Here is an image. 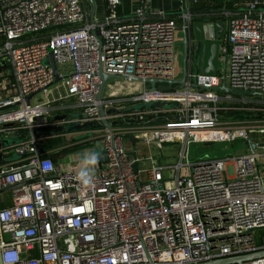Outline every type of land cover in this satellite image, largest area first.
<instances>
[{
    "label": "built area",
    "instance_id": "1",
    "mask_svg": "<svg viewBox=\"0 0 264 264\" xmlns=\"http://www.w3.org/2000/svg\"><path fill=\"white\" fill-rule=\"evenodd\" d=\"M105 2L106 16L94 20L83 0H0V204L1 190L18 185L0 207V264H200L264 250V0L222 6L229 46L217 47L219 67L208 74L185 67L184 84L170 89L147 80L181 79L177 22L146 19L150 0H135L129 20L119 15L121 0ZM181 18L187 30L189 6ZM43 31L46 37L34 40ZM49 51L64 95L32 102L34 95L27 104V96L46 97L56 86ZM99 68L135 89L120 94L108 80L98 99ZM222 82L261 95L227 106L233 96L213 90ZM61 100L71 101L75 115L53 120L52 103ZM152 102L165 105L146 108ZM230 110L254 115L221 118ZM39 116L47 125L94 127L38 139ZM125 134L145 156L130 155ZM55 138L61 148L93 142L96 150V140L104 146L107 162L97 164L91 185L79 182L71 159L54 161L42 150ZM224 141H241L248 151L188 160L191 142ZM164 144L177 148V163L160 160Z\"/></svg>",
    "mask_w": 264,
    "mask_h": 264
},
{
    "label": "water",
    "instance_id": "2",
    "mask_svg": "<svg viewBox=\"0 0 264 264\" xmlns=\"http://www.w3.org/2000/svg\"><path fill=\"white\" fill-rule=\"evenodd\" d=\"M207 1H211V0H207ZM209 8H206L205 11H213L214 12L213 16H211V17H206V16L205 17H197V18H194L192 20L193 23L197 22L196 30H197V32L199 34V37L200 38L204 37L206 40L209 39L210 41L213 42L211 44V46L209 47V57H208L207 62H206V67H204V62H203L204 49H205V46H203L202 63H201L200 67H196L195 68V71H194L195 73L202 72V73L208 74V73H214L215 72V66L213 64V60H214L215 55H216L217 47H218V45L220 43H224L225 46H226V50L228 51V46L229 45L227 43V35H226L225 25H224V23H218V21H217L220 18H223L221 16V8L222 7L213 6L212 8H210V9ZM92 17H93V13H91V19H93ZM215 27H217L219 29L217 32H214V28ZM214 40H216V41H214ZM188 44H189L188 38L184 37V39H183L184 62H183V73H182L181 79H179V80L149 79L147 81L149 82L151 88H154L155 84L157 82H160V83L167 82L168 83L167 86H164V85L158 86V88H160V89H164V88L165 89H170V88H172L173 84H177L178 87H180L182 84H184V81H185L184 80L185 79L184 71H185V67H186V60H187V57H188V51L189 52L191 51L190 48H188ZM198 44H199V41H196L195 44H194V49L196 51L198 49ZM47 63L49 64V66H50V68L52 70V73L54 75V82H57L59 80L58 71H57V66H56V64L54 62V59H53L51 51H49L48 58H47ZM97 76L100 79V83H99V86H98V92L96 94V97L99 99L100 96H101V92H102V90L104 88V84L106 83V81H108L109 79H112V78H117V76L105 74L101 70V68H99V70L97 72ZM193 86L197 87V84H193ZM213 90H215L218 93L231 95V96H240V97L260 96L261 95L258 92H249V91H243V90L229 88V87L226 86L225 82H222V84L220 86H218V87H214ZM38 93H39V91L27 96L26 99H25V102L27 104H29L30 99L34 95H36ZM262 95H264V93ZM160 105H165V103L164 102H152V103L146 104L145 106H146V108H149L150 106L157 107V106H160ZM171 106L176 107L177 103H173ZM110 111L113 112V110H110ZM100 113H101V115H104V110L102 108L100 109ZM64 117L65 116L56 115V116H53L52 119L53 120H58V119H61V118H64ZM163 121H164L163 119H156L155 120V122H157V123H161ZM101 123L106 128H110L111 127V124L108 123L106 120H102ZM113 124H115V122H113ZM33 125H34L33 126V135H34V137H36L38 139H44L46 137H50L52 134L57 133L59 131H65V132H70L72 130L80 131V130L84 129L85 127H94L93 123H85V124L75 125V126L68 127V128H65V127H62V126L49 125V124L47 125L45 123V121H44L42 116L34 117L33 118ZM123 137L130 141L132 149L130 150L129 153H130V155L132 157H135L136 156L135 146H136L137 140L131 134H125V135H123ZM6 143L7 142L5 141V144ZM95 144H96V151H98L101 154V159H100V161L98 163V165L101 166L102 164H105L107 162V157L105 155V149H104V146L99 143V140H96ZM204 144H211V143H204ZM0 145H1V142H0ZM81 145H83V144H79L77 146H81ZM249 147L251 149H255L256 145L250 144ZM42 150L46 151V148L42 147ZM14 158H17V157H14ZM133 170L135 172L137 171V164L133 165ZM11 172H12V170L7 168L5 174L11 173ZM17 186L18 185L9 186L7 188L2 189L1 192L9 191V190H11V189H13V188H15ZM258 258H264V250H260V251L249 253V254H245V255H242V256H238V257H229V258H224V259H220V260L204 262V263H200V264H231V263L243 264L244 262H247V261H250V260H254V259H258Z\"/></svg>",
    "mask_w": 264,
    "mask_h": 264
},
{
    "label": "crops",
    "instance_id": "3",
    "mask_svg": "<svg viewBox=\"0 0 264 264\" xmlns=\"http://www.w3.org/2000/svg\"><path fill=\"white\" fill-rule=\"evenodd\" d=\"M88 18L91 19V13H93V19L94 20H102L106 14V2L105 0H83ZM135 6V0H121V4L119 6V15L123 20H129L133 15V8ZM189 6V11L191 13V18L189 20V24L187 27V30H184L181 25L183 23L181 14L186 9V7ZM212 8L213 6L211 3L207 2V4L204 5V7L200 8L197 11L192 10V2L191 0H150L147 13H146V19H171L177 22L178 24V30H177V43H180V46L175 47V56H176V62L178 59V56L184 54V45H183V39L184 37L188 38V48H190V52L188 51V57L186 60V67H190V70L192 72L195 71L196 67H200L202 63V56H203V46H205L204 49V67L206 66L207 58L209 55V44L213 43L209 39H205L204 37L200 38L199 34L196 30L197 22L193 23L192 20L197 17H211L214 15L213 11H205L206 8ZM209 8V9H210ZM218 23H224V19L220 18L217 20ZM216 23V22H215ZM219 29L217 27L214 28V32H217ZM196 41H199L198 49L197 51L194 49V44ZM216 41V40H214ZM196 51V52H195ZM214 61V60H213ZM184 62V55H183V61ZM214 64V63H213ZM178 73L182 72L183 64L180 66L177 65ZM215 66V64H214ZM216 67V66H215ZM56 86H51L48 90V95L44 97L43 101H46V99L51 100L56 94L64 95V88L63 85L60 82H57L55 84ZM121 92L120 94H127L123 92L125 89L119 88ZM39 101V100H37ZM35 102V101H34ZM52 113L54 116H73L75 115V110L70 107L71 101L70 100H61L56 103H52ZM77 132H81L76 130ZM81 144V143H80ZM79 144L73 145L77 146ZM70 147V146H69ZM91 148V147H87ZM132 148H130L131 150ZM145 153H144V150ZM136 153L141 156L146 155V148L142 144L136 145ZM71 153H63L59 156L60 160L63 161V159H66L68 157L70 159ZM1 196L4 198L5 204H10L9 199V193L6 191L1 193ZM2 204V203H1Z\"/></svg>",
    "mask_w": 264,
    "mask_h": 264
},
{
    "label": "rangeland",
    "instance_id": "4",
    "mask_svg": "<svg viewBox=\"0 0 264 264\" xmlns=\"http://www.w3.org/2000/svg\"><path fill=\"white\" fill-rule=\"evenodd\" d=\"M177 46H180V43L176 44ZM175 45V46H176ZM211 46V43L209 44V47ZM184 55V54H183ZM183 55L178 56L177 64L182 66L183 64ZM209 57V55H208ZM208 59V58H207ZM213 63L215 64L216 68L219 67L218 58L215 57ZM206 67V66H205ZM109 82L115 86V91L121 92L119 88L125 89L123 92L127 93L135 89L136 85H130L128 82H126L124 79L121 78H112L109 79ZM44 99L42 93H39L35 95L32 99V102ZM233 99V100H232ZM229 99L232 102H235V99L232 98ZM136 107L141 106V104L137 103L135 104ZM90 148L87 147H81L76 149L75 151L71 152L70 155V162H75L77 154L87 150ZM51 150V149H50ZM144 150V149H143ZM240 150L241 153L247 152V147H243V144L241 141H235V142H214L211 144H204L199 142H191L187 147V153H188V160L190 162L199 161L202 159H214V158H225L227 156H231L233 154H236V152ZM154 151V150H152ZM162 151V157H160V160L163 161L165 164H174L177 163V148L174 145L171 144H164ZM146 152L148 150L146 149ZM145 153V150H144ZM16 157V155H14ZM145 163H141L140 166H144ZM67 166V163L64 164V167Z\"/></svg>",
    "mask_w": 264,
    "mask_h": 264
},
{
    "label": "trees",
    "instance_id": "5",
    "mask_svg": "<svg viewBox=\"0 0 264 264\" xmlns=\"http://www.w3.org/2000/svg\"><path fill=\"white\" fill-rule=\"evenodd\" d=\"M191 2H192V10L197 11L200 8L204 7V5L207 4V2H209V1H207V0H195V2H194V0H191ZM232 2H234V0H220V2L215 7L225 6V7L229 8V7H231ZM118 12H119V9H118ZM46 35H47V31H43L40 34L36 35L34 40L43 39L46 37ZM233 98L239 99L240 96H233ZM251 98L256 99L257 97H251ZM224 104L225 105L228 104L227 106H231V107L238 105L237 102H233V103L224 102ZM253 115L254 114L252 112H246L243 110H230V111L222 113L221 118H223V119H237V118H246V117L251 118V117H253ZM62 142L63 141L61 140V138H55V139L43 141V147H45L47 150L51 149L50 152L48 153V156L51 157L54 161H56L59 158V156L63 153L68 154V153L75 151L78 148L92 147L94 145L93 142H91V143L83 142V143H81V144H83L81 146H70V147L61 148L60 146H61ZM7 205H9V204L2 203V204H0V207H5Z\"/></svg>",
    "mask_w": 264,
    "mask_h": 264
},
{
    "label": "clouds",
    "instance_id": "6",
    "mask_svg": "<svg viewBox=\"0 0 264 264\" xmlns=\"http://www.w3.org/2000/svg\"><path fill=\"white\" fill-rule=\"evenodd\" d=\"M100 159L101 154L95 149H87L77 154V179L82 185L89 186L94 182L96 166Z\"/></svg>",
    "mask_w": 264,
    "mask_h": 264
},
{
    "label": "flooded vegetation",
    "instance_id": "7",
    "mask_svg": "<svg viewBox=\"0 0 264 264\" xmlns=\"http://www.w3.org/2000/svg\"><path fill=\"white\" fill-rule=\"evenodd\" d=\"M220 2V0H211L209 3H211L212 6H217V4ZM136 148V146H135Z\"/></svg>",
    "mask_w": 264,
    "mask_h": 264
}]
</instances>
